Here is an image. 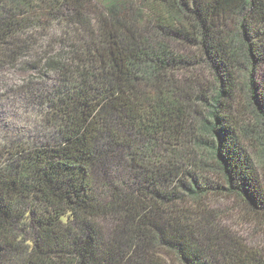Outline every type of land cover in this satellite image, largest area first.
Returning a JSON list of instances; mask_svg holds the SVG:
<instances>
[{"label": "trees", "instance_id": "obj_1", "mask_svg": "<svg viewBox=\"0 0 264 264\" xmlns=\"http://www.w3.org/2000/svg\"><path fill=\"white\" fill-rule=\"evenodd\" d=\"M19 68L0 264H264L216 207L264 231V0H0Z\"/></svg>", "mask_w": 264, "mask_h": 264}, {"label": "rangeland", "instance_id": "obj_2", "mask_svg": "<svg viewBox=\"0 0 264 264\" xmlns=\"http://www.w3.org/2000/svg\"><path fill=\"white\" fill-rule=\"evenodd\" d=\"M187 52V51H186ZM191 52V51H190ZM195 54V51H192ZM184 70L178 72L180 77L183 76ZM203 72V76H206L207 81L214 82L211 74L206 69H201ZM30 77V73L19 68V69H9L0 75V90L3 92L7 91L8 89H16L18 86H22ZM18 105V104H16ZM15 108H17L15 106ZM18 109V108H17ZM14 110V109H13ZM18 112L17 110H15ZM26 117L23 112H19L16 116ZM17 118V117H16ZM9 122L11 120H8ZM260 129V126L257 128ZM262 133V131H261ZM260 134V132H259ZM259 151L255 152V158L263 171L264 167V154H263V147L259 145ZM216 207L219 210H222L226 216V219H223L222 223L223 226L230 229L235 235L239 238L241 237L244 242L250 246L251 248L257 249H264V231L259 229L258 227L250 224V222H245V216L243 215L244 211L239 208V206L230 201H220L216 204ZM165 260L169 264H180L178 260L175 258L174 255L170 254L169 257L165 256Z\"/></svg>", "mask_w": 264, "mask_h": 264}]
</instances>
